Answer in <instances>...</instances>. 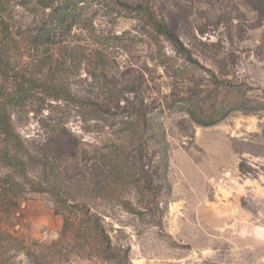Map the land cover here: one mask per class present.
<instances>
[{"label":"rangeland","instance_id":"obj_1","mask_svg":"<svg viewBox=\"0 0 264 264\" xmlns=\"http://www.w3.org/2000/svg\"><path fill=\"white\" fill-rule=\"evenodd\" d=\"M84 1L61 47L24 52L60 91L13 114L36 155L18 197L0 153V264H264V107L230 105L264 98V0ZM146 1L200 64L146 24ZM61 196L89 206L107 252L60 234Z\"/></svg>","mask_w":264,"mask_h":264},{"label":"trees","instance_id":"obj_2","mask_svg":"<svg viewBox=\"0 0 264 264\" xmlns=\"http://www.w3.org/2000/svg\"><path fill=\"white\" fill-rule=\"evenodd\" d=\"M112 1L128 6L123 0ZM17 4L36 14L39 21L27 28L16 27L14 14ZM133 8L145 14L146 24L169 40L174 49L188 62L200 64L172 27L157 17L150 2L138 3ZM89 16V9L84 0H36L31 3L23 0H0V148H2L0 153L4 162L11 167L10 170L13 173H20L18 181L11 182L8 187L4 184L6 195L13 194L18 197L25 195L28 188L24 185L23 178L27 176L28 166L36 155L17 130L14 112L27 106L40 94L55 96L60 91L48 81L29 74L25 67L24 52H32L28 57L32 60H41L40 57L46 56L48 50L61 47L72 31L88 20ZM230 87L233 90L237 89L236 86ZM230 105L243 108L264 107V98L255 102L249 97L240 104ZM34 189L44 191V188ZM56 203V210L64 214L61 235L66 237L71 235L76 243L93 236L100 241L101 253L109 250L110 238L86 203L70 204L62 196Z\"/></svg>","mask_w":264,"mask_h":264},{"label":"bare ground","instance_id":"obj_3","mask_svg":"<svg viewBox=\"0 0 264 264\" xmlns=\"http://www.w3.org/2000/svg\"><path fill=\"white\" fill-rule=\"evenodd\" d=\"M137 264H141V261H140V262H138Z\"/></svg>","mask_w":264,"mask_h":264}]
</instances>
